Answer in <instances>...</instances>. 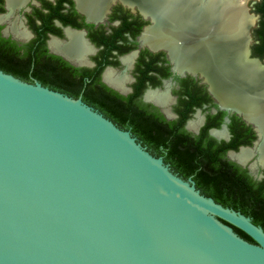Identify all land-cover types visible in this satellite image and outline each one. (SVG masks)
I'll list each match as a JSON object with an SVG mask.
<instances>
[{
    "label": "water",
    "instance_id": "water-1",
    "mask_svg": "<svg viewBox=\"0 0 264 264\" xmlns=\"http://www.w3.org/2000/svg\"><path fill=\"white\" fill-rule=\"evenodd\" d=\"M249 43L247 36L243 80L235 85L224 69L216 78L264 107V59L251 57ZM208 89L221 110L253 127L257 140L240 148L254 150L249 162L229 156L257 175L261 119ZM0 264H264V231L80 98L0 71Z\"/></svg>",
    "mask_w": 264,
    "mask_h": 264
},
{
    "label": "flooded vegetation",
    "instance_id": "flooded-vegetation-1",
    "mask_svg": "<svg viewBox=\"0 0 264 264\" xmlns=\"http://www.w3.org/2000/svg\"><path fill=\"white\" fill-rule=\"evenodd\" d=\"M8 1L0 0V17L5 18L11 10L7 7ZM236 1L243 4L246 15L253 18L252 22L248 20L250 24L245 31L246 39L247 36L250 39L251 57L263 60L264 0H234ZM98 2L100 3L80 10L76 0H26L18 9L11 10L10 17L5 18L7 21L0 22V38L14 43L20 55L44 59L51 55L66 62L73 69V85L70 90H78V98L81 100L85 89H88L86 94L93 96L105 88L110 94L120 97L123 104L130 102L135 111H141L148 118L156 119L159 115L166 122H178L180 129L193 138H200L201 144L218 151L224 159L242 168L231 157L239 154L241 147L253 146L257 140L253 127L237 115L221 110L209 92L210 85L204 82L200 74L195 76L185 68L177 70L168 48L148 45L143 41V35L153 26V18L140 9L137 0ZM9 22L18 23L19 30H8ZM67 29L69 31L66 32ZM198 30L199 28H194L184 38L185 47L192 48L194 53L203 46ZM68 32L78 34L87 49L84 54H78V59L75 58L77 55H71L72 57H68L69 61L50 47L51 42L58 45L70 42L66 36ZM21 33L25 38L18 37ZM130 56L131 63H123ZM181 71L185 73L181 75ZM107 72L112 73L113 79H122L120 87L105 79ZM79 82H83L81 88ZM149 93H155V98L149 99ZM163 98L169 103L163 105ZM89 103L85 104L120 128L109 110L100 107L97 102ZM220 112L224 115L219 116ZM233 116L236 120L232 119ZM192 122H199L196 128L190 127ZM122 125L121 129L130 132L149 154L162 158L172 173L195 183L194 175L184 176L174 169L172 162L166 160L165 151H154L133 134L130 123ZM234 132L238 135V148L225 149L234 139ZM220 133L224 134L219 136ZM248 141L250 144L247 145ZM230 152H234L231 157ZM248 166L249 164L242 169L247 171L253 181L261 182L264 179V169L253 176L249 173Z\"/></svg>",
    "mask_w": 264,
    "mask_h": 264
},
{
    "label": "trees",
    "instance_id": "trees-1",
    "mask_svg": "<svg viewBox=\"0 0 264 264\" xmlns=\"http://www.w3.org/2000/svg\"><path fill=\"white\" fill-rule=\"evenodd\" d=\"M0 71L27 83L37 81L52 91L78 98V90H70L73 85L71 66L51 55L46 59L20 55L15 44L4 38H0ZM82 83H78L80 88ZM86 92L88 89H85L82 97L84 103L97 102L100 107L109 110L120 124V129L125 122L130 123L132 133L144 144L158 153L165 151L166 160L172 162L176 171L184 176L194 175L196 188L204 196L212 198L224 208L240 212L264 231V179L261 182L253 181L246 170L224 159L218 151L201 144L200 138H193L180 129L178 122H166L159 115L156 119L148 118L141 111H135L130 102L123 104L120 97L110 94L105 88L93 96ZM232 119L236 120L234 116ZM237 140L235 133L225 149H237ZM246 144H250V141ZM161 146L163 149H160ZM233 230L242 239L254 244L246 234L236 228Z\"/></svg>",
    "mask_w": 264,
    "mask_h": 264
},
{
    "label": "bare ground",
    "instance_id": "bare-ground-1",
    "mask_svg": "<svg viewBox=\"0 0 264 264\" xmlns=\"http://www.w3.org/2000/svg\"><path fill=\"white\" fill-rule=\"evenodd\" d=\"M137 1L140 9L153 18V26L143 35V41L148 45L168 48L169 51L165 49L170 52L171 60L177 70L185 68L189 71L201 72L210 85L211 92L225 105L259 117L262 124L258 123L260 124L258 131L260 138L264 140V107H261L255 98L241 96L238 93L231 94L232 88L219 83L216 78L220 70L224 69L228 79L233 73L232 79L236 81L235 85H238L239 80H243L247 72V63L244 62L246 60L245 31L247 24H250L248 20L252 22L253 18L246 15L243 4L234 0ZM25 2L26 0H9L7 7L15 11ZM76 2L80 10H84L88 5L100 3L98 0H76ZM5 21H7L5 18L0 17V22ZM17 24L9 22L7 29L18 31ZM194 28H199L203 42V46L199 49L201 52H197L199 53L197 55L192 48H186L184 45V38L186 39ZM66 36L70 42L60 45L51 42V49L68 57L77 55L75 58L78 59V54L87 51L86 45L78 34L68 32ZM18 37L25 38V35L21 33ZM219 43L223 45L219 46ZM131 58L132 56L124 59L123 63H129ZM105 79L116 87L121 86L122 79H113L111 72L106 73ZM230 84L233 86L232 82ZM154 95L155 93H149L148 98L153 99ZM167 103L169 101L163 98L162 104ZM198 123L192 122L190 127L196 128ZM223 134L220 133L219 136ZM262 145V149H258L260 153L264 151V142ZM253 152L254 150L245 149L232 158L246 164L253 157ZM258 163H264L261 157L251 167Z\"/></svg>",
    "mask_w": 264,
    "mask_h": 264
}]
</instances>
